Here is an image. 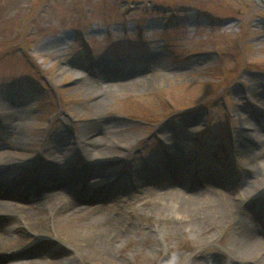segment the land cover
<instances>
[{"label":"rangeland","instance_id":"obj_1","mask_svg":"<svg viewBox=\"0 0 264 264\" xmlns=\"http://www.w3.org/2000/svg\"><path fill=\"white\" fill-rule=\"evenodd\" d=\"M155 69L167 75L156 89L105 88L146 78ZM100 96L106 103L97 107ZM250 97L264 102V0H0V121L19 119L24 137L21 144L6 146L19 172L0 181V199L18 190L23 193L19 201L31 204L32 186L39 190L45 183L52 185L51 193L60 191L59 174L42 153L45 140L60 132L78 146L87 133L112 141L125 133L133 140L128 149L108 142L113 158L97 161L100 175L88 185L83 183L86 161L73 160L71 170L81 173L75 181L80 192L98 189L84 196L96 197L104 181L129 187L106 196L102 204L130 216L134 204L161 197V192L145 196L132 188L129 167L150 164L146 169L154 171H145L143 188L159 191L166 184L170 199L183 188L175 181L187 172H179L176 156L168 158L158 133L162 125L170 135L180 126L188 132L182 149L196 159L194 179L207 176L205 167L215 178L232 179L234 193L241 195L245 186L238 149L251 141L253 130L233 110L247 108L250 116L259 117ZM25 154L35 156L33 166ZM165 158L171 178L161 185L156 172ZM207 179L209 190L223 189ZM261 179L264 189V175ZM244 208L264 220V193L245 201ZM141 213L106 239L103 250L115 255L117 264H262L231 254L241 225L226 211L206 223L204 235L177 227L174 215L163 208ZM24 226L33 240L37 233ZM51 241L46 246L38 239L30 242V253L21 260L51 259Z\"/></svg>","mask_w":264,"mask_h":264},{"label":"bare ground","instance_id":"obj_2","mask_svg":"<svg viewBox=\"0 0 264 264\" xmlns=\"http://www.w3.org/2000/svg\"><path fill=\"white\" fill-rule=\"evenodd\" d=\"M156 54L161 56L163 53L158 51ZM153 55L151 56L154 57ZM159 56L155 59L158 60ZM77 73L81 75L79 72ZM166 77L167 75L162 69H155L146 78H137L135 81L124 84H106L105 88L156 89ZM252 90H254L253 92L256 91L255 88ZM96 103L97 107H102L106 103L105 96L97 97ZM248 103L260 110L262 114L260 113L259 117L250 116L247 108L242 107L233 110L245 128L253 130L248 133V138L251 141L241 145L238 149L243 161L241 169L244 172L242 180L245 186L241 195L234 193L232 179L226 175L215 178L210 175L211 170H206L205 167H203V171L206 172L207 176L194 179L193 170L197 165L195 164L196 159L190 157L192 153L182 149L184 142L189 137L188 132H185L180 126L177 134L170 135L165 131L166 126L162 125L158 129V133H161V140L167 149L168 158L172 159L176 156L179 159V166L177 167L179 172H187L180 175L175 181L183 188L177 190L175 195L167 199V192H164L167 185H162L161 182L171 178L165 170L168 165L167 161L170 159H162L160 168L157 169L158 172L156 173H158L159 182L162 185L159 191L152 187L143 188L144 180H146L144 173L154 171L151 167L146 169L145 166L150 164H143L145 166L141 164V168L129 167L132 174L130 179L133 180L132 188H135L138 194L152 196L161 192V197L157 200H146L134 204L135 209L130 216L119 213L117 206L102 204L107 197L109 198V195L117 193L118 190L120 192L130 190L129 187L114 188L110 182H100L101 185H106L100 188V193L96 197L90 199L83 193L94 192L96 189L89 188L87 190L85 187L86 192L81 193L78 188L79 182L78 187L75 186V181L76 179L80 180L81 173L78 168H75L74 171L70 168L73 160L76 161L81 158L86 161L85 169L88 170L83 183L86 184L87 182L88 185V183L96 181L93 176L100 175L99 170L101 169V165L97 161L109 157L113 158L108 153L107 143L115 146L121 145L126 149L128 147L133 148L134 144L130 136L119 133L116 140L112 141L105 139V137L92 136L91 133H87L83 135L79 147L75 143L72 145L70 140L66 139L67 135L64 132L50 135L44 142L42 153L59 174L61 179L60 191L57 194L51 193L52 185L45 183L41 185L39 190L32 186L30 197L33 201L31 204L19 201L23 193H19L18 190L12 191L6 199H0V264L5 260L6 264H28V260H21V258L30 253V248L27 245L35 239H38V242L45 244V246L52 243L51 239L55 243L54 246L52 244L53 247L49 245L48 248L47 246V252L51 259L36 260L32 264H93L92 262L117 264L116 256L107 250H103L107 247V237L117 234V228L124 223H129L131 216H141V210L161 208L174 215L171 219L177 224V227L187 228L201 235L206 233L205 225L207 222L221 219L223 211H226L241 225L238 240L230 249L231 254L238 256V259L242 261L264 264V220L249 213L244 208L245 201L262 197L264 193L263 186L260 188V180L262 181L261 178L264 175V102L250 97ZM22 142H24V137L21 133L19 119L14 118L11 124L0 121V181L19 172L14 153L5 149L7 144H21ZM191 148L189 145L188 149ZM25 155L27 163L33 166L35 156L32 154ZM70 160L72 161L69 162ZM133 166L135 165L133 164ZM41 178H45V175L42 177L41 174ZM207 178L213 180L223 189L218 188L214 192L209 190L210 183ZM102 188L104 193H102ZM107 188L109 193H106ZM95 192L97 193L98 189ZM91 201L101 203L90 204ZM21 206L28 209L26 214L19 210ZM24 224L32 229L33 234L37 233L33 240L28 237L30 233H27ZM217 239L219 238H215V240ZM65 255L69 257L64 258Z\"/></svg>","mask_w":264,"mask_h":264}]
</instances>
